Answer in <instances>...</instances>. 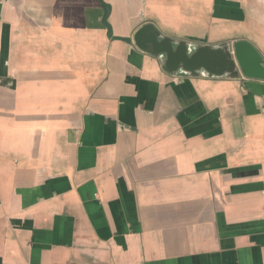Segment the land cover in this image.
<instances>
[{
  "label": "crops",
  "instance_id": "crops-1",
  "mask_svg": "<svg viewBox=\"0 0 264 264\" xmlns=\"http://www.w3.org/2000/svg\"><path fill=\"white\" fill-rule=\"evenodd\" d=\"M144 25L264 58V0H0V264H264V82Z\"/></svg>",
  "mask_w": 264,
  "mask_h": 264
},
{
  "label": "water",
  "instance_id": "water-1",
  "mask_svg": "<svg viewBox=\"0 0 264 264\" xmlns=\"http://www.w3.org/2000/svg\"><path fill=\"white\" fill-rule=\"evenodd\" d=\"M135 46L154 56L165 57L164 68L168 73L181 70L194 74L203 70L210 76L241 75L244 79L264 82V58L245 41H237L218 48L197 47L191 54L184 43L174 45L168 39H159L151 25H144L134 36Z\"/></svg>",
  "mask_w": 264,
  "mask_h": 264
}]
</instances>
